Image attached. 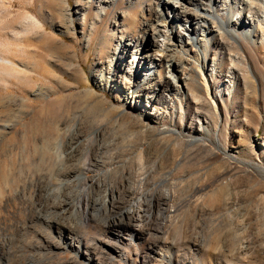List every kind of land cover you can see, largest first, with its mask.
<instances>
[{
	"label": "rangeland",
	"instance_id": "1",
	"mask_svg": "<svg viewBox=\"0 0 264 264\" xmlns=\"http://www.w3.org/2000/svg\"><path fill=\"white\" fill-rule=\"evenodd\" d=\"M158 6L167 15L163 0H0L1 41L25 13L39 24L26 54L0 49L34 71L28 87L0 76V264H264L263 14L255 43L206 19L196 63L202 32L177 28L194 10L152 38ZM153 42L169 58L132 68Z\"/></svg>",
	"mask_w": 264,
	"mask_h": 264
},
{
	"label": "bare ground",
	"instance_id": "2",
	"mask_svg": "<svg viewBox=\"0 0 264 264\" xmlns=\"http://www.w3.org/2000/svg\"><path fill=\"white\" fill-rule=\"evenodd\" d=\"M234 1H238V0H234ZM192 3L194 4L193 9L189 8V6L186 5V4L191 5ZM163 4L166 7L168 6L167 7L168 13H167V15H166V13L162 14L161 8L159 6H158V10H155L153 16H154V20L156 22V25L153 29V33H152L151 37L154 38L155 35H157V34H160L161 36L165 37L167 35V33H170V31H168V29H167L168 27H172V25L178 26V23H175V22L176 21L178 22L181 20V18H182L181 15L183 14L185 17L186 16L185 14H188L194 10L196 17H197L195 19H198V21L193 23V24H191L190 22H185L183 25H181L182 26L181 31H180L179 27H177V28H178L179 39H182L183 37H185V34L190 35L192 32H196V30H200L202 32L201 39L199 40V39L194 38L195 42L192 43L193 47H195V49H192V52L194 54V57H192V58H193L194 62H196V63H199L200 60L204 61V58L206 56L205 47L207 45H209V43L211 42V39H209L205 35V33L210 32V28H214V27H211L210 24H213V26H216L217 25L216 21H217V22H219V24L221 26L225 25L226 27H229L230 23H233L234 26H238V24H240L241 26L245 25L243 27V30H242L243 36L248 38L250 41H252V43H255L257 38H258V30L261 29L260 26L262 24V22L259 19L260 17L258 16V13L263 14V20H264V0H240L237 3H231V1H229V0H197V1L196 0H189V1H187V0H163ZM217 6H222L224 12L222 13V11H221L219 13L217 11ZM170 14H173V16H171ZM240 14H247V15L245 17H243V20H242V16H239ZM221 15H223L222 17H224L225 19L224 18L221 19V17H220ZM234 15H237V17L234 18ZM208 18L211 20L210 24L206 21V19H208ZM24 19L25 20L23 23H24L25 28L22 30V33L16 32V31H11L10 33H8L7 39H5L4 41L0 40V49H1V47H5L6 48L5 51L11 52V50L12 51L14 50L13 52H15L16 54H17V52L18 53L24 52V47H25L24 43L26 42V37H28L27 35L29 34L28 30H30L31 27L36 28L39 25L37 23L36 19L33 16L29 15V13H25ZM171 23H172V25H171ZM263 24H264V21H263ZM190 26H191V28H190ZM259 27H260V29H259ZM1 30H2V28L0 26V31ZM181 33H183V34H181ZM231 34L240 38L238 35V32L236 30H232ZM10 39L12 41H10ZM141 45H142V43H141ZM149 48L152 49V53H153L152 55H150L151 53L145 52L147 50L146 47L141 48L137 52H135V51L132 52V55H134V57H135V58H133L132 68H135V70H139L142 66L148 65L149 68H153L155 70L159 65L158 62L157 63L155 62L156 57L161 58V59H159V61H162V60L164 61L165 58H167V57L169 58L168 54H169V52H171V50L168 47H165V45H160L156 42H153ZM53 50H54L53 47L49 46V52L52 53ZM201 56H203V57H201ZM14 57H16V56L14 55ZM169 60L170 61L166 60V62H165V66H166V70H167L168 74H170L174 70L173 67L175 66V61L174 60L172 61V59H169ZM181 61H182L181 59L178 60L176 62V64H180ZM202 68H203V66H202ZM33 69H34V67H33ZM33 72H34L33 70L31 71L28 68H26L25 64L23 65L22 63L15 62L14 59L10 60V59L0 57V76L14 78L18 82H20V84L23 83L26 85L28 82H30V83L34 82L32 79L33 78V76H32ZM184 72H185L184 78L179 80V86H175V87H177L178 92H180L181 80L183 82L186 81L185 75L187 73V69H185ZM170 76H172L173 78H176V75L174 76L173 73L170 74ZM35 82H36V80H35ZM158 86L161 88V90L163 92H166L167 90L172 88V83L170 82V80L167 83L159 82ZM149 99H150L149 103H151L152 101L155 102V100H151L152 97ZM20 102H22V101H20ZM156 103H158V101H156ZM166 196H169V194H167ZM60 207L63 209H65L67 207L65 209L66 211L68 209H70L69 203L64 202V201L61 202L59 204V207H57V208H60ZM127 215L129 216V219H131L130 217H132V216L139 218V211H138V209H136L133 206L127 210ZM128 222L130 223L132 221H128ZM138 222H139V220H138ZM158 258L160 259L161 262L167 261V260H169V262H170V259H167L168 258L167 252L159 253Z\"/></svg>",
	"mask_w": 264,
	"mask_h": 264
}]
</instances>
